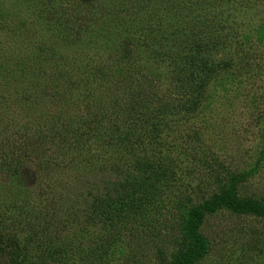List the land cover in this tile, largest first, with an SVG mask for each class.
Returning a JSON list of instances; mask_svg holds the SVG:
<instances>
[{
    "label": "rangeland",
    "instance_id": "rangeland-1",
    "mask_svg": "<svg viewBox=\"0 0 264 264\" xmlns=\"http://www.w3.org/2000/svg\"><path fill=\"white\" fill-rule=\"evenodd\" d=\"M149 7L156 15L142 19ZM186 26L189 38L220 26L229 43L208 53L230 63L212 69L192 111L177 105L188 92L164 66L170 49L162 60L148 49ZM130 92L172 107L152 129L135 120L142 107ZM82 102L88 117L109 119L73 149L64 141L37 160L25 155L21 187L0 172V211L22 196L66 205L76 194L87 206H68L35 235L4 230L12 237L0 238V264H174L192 248L194 209L203 249L190 264H264V215L213 202L229 194L264 206V0H0V144L15 129L52 147L51 128L80 134Z\"/></svg>",
    "mask_w": 264,
    "mask_h": 264
},
{
    "label": "trees",
    "instance_id": "trees-1",
    "mask_svg": "<svg viewBox=\"0 0 264 264\" xmlns=\"http://www.w3.org/2000/svg\"><path fill=\"white\" fill-rule=\"evenodd\" d=\"M146 14V15H145ZM144 14L145 17H149L152 19L156 13L155 9L153 7H149ZM148 20V19H147ZM151 22V21H150ZM152 23V22H151ZM221 26V24H220ZM219 26L220 31H216L215 29L211 28L213 32L210 31V28H204L203 30H200L199 34H197L194 38H189L188 36V26L185 30H177L176 32H173L170 34L171 36L164 37V46L162 50L156 52L154 50V47L157 45L152 44L148 49L154 57H160L162 60V55L164 50L167 48L170 49V57L167 61L164 63V66L169 68V74L172 76L173 80L177 83L178 88L184 89V92L187 91L188 93L184 96V99H181L177 105L181 107L184 110L192 111L195 110L196 104L194 105V109H192V105L194 101L196 100L197 93L199 92V89L201 88L203 83H207L209 81V77L211 76L210 73L212 69L216 65H221L223 67H228L230 61L229 58H220V60H212L207 57L208 53L211 52H218L221 50H226V47L229 46L226 41L228 39L224 35V31L222 30V26ZM155 41L154 38H150ZM170 62L168 64L167 62ZM234 65L233 66H241L243 61L238 59V57L234 58ZM45 86V83L43 84ZM205 91V90H204ZM87 92L89 93V90L87 89ZM129 98L127 100L132 101L133 103L139 104L140 107H142V114L137 113L135 114V120L141 119L142 123L148 122L147 124L149 127L156 128V121L166 113H168V109H171L172 105H170L167 101L164 104H158L153 105L156 103H150L149 101H156L152 97L144 100L143 98L138 99L136 96L133 95V93H128ZM92 96V102L95 104L99 100L94 98ZM144 97V96H143ZM93 99H96L93 100ZM81 100V99H80ZM86 105V103H85ZM84 107V104L82 102V109ZM162 107V110L160 109ZM163 107H167L166 109ZM159 109V110H158ZM84 110V109H83ZM87 109L84 110L86 118L88 117ZM150 111V113H154L152 115H148V117H145L146 114ZM261 115H264V110ZM158 116V117H157ZM94 115H90L87 119H85L84 123H79L78 126H76L77 129L81 130V133L77 135H74L70 130H60L56 127L50 129L49 136L46 138L57 139L59 143H55V146L52 147L54 144L49 143L45 146H42L43 144V136L40 134L33 135V139H29L25 133H23V130L15 129L13 138H7L5 140V144H0V150L1 149H13V151L10 153L12 154L8 161L1 162L0 163V172L6 173L10 178H13L16 183H19V186H23V182L25 181V172L20 170V161L21 159L25 160V155L33 156L34 159H38L40 155H43V152L47 150V147H51V151L56 149H59L63 147L60 143H63L66 141L67 143H70L67 145L71 149L76 147L77 143L81 141L83 138V135L85 137L89 135L92 130V126L95 125L100 118L109 119L110 114H106V112H99L97 113V118H93ZM125 123V122H124ZM139 124L140 126L142 125ZM98 124V123H97ZM131 125V124H129ZM128 130H123L121 132V137H124V135L133 133V129L135 127L130 126ZM80 127V128H79ZM95 127V126H94ZM133 128V129H132ZM87 132H86V130ZM90 129V130H89ZM2 132H5L3 130H0ZM84 133V134H83ZM7 134V133H6ZM69 134V136L66 137L65 135ZM120 135V134H118ZM118 138V140L120 139ZM1 155V154H0ZM23 169V168H22ZM118 183V182H116ZM121 185V184H120ZM45 187H48L45 185ZM117 189L116 187H114ZM113 189V188H112ZM109 191V190H108ZM19 192V190H18ZM22 192V191H20ZM107 194H104V196ZM76 194H67L65 197V201L67 204L55 205L50 200L43 201V199L39 196V198H35L37 200L36 202H27L22 196V198L14 203L9 204L13 209L10 212H4L3 210L0 211V238L4 239H10L11 235L7 234L4 230H10L13 233L17 229H25L30 233L31 235H35L38 232H41L42 230L48 228L49 226L53 225V222L57 220V224L59 223V218H56L57 215L61 212L64 213V210H68V206L72 207L74 210H81L85 206H87V202H85V199H82L83 202H79L76 197ZM99 196H92V202L95 203L98 201ZM107 198H110L108 196H105ZM40 202H43L45 204H42ZM214 204L217 206H225L226 208L230 209L233 212L237 213H252L254 215L263 216L264 215V206H258L254 201L250 200H240L236 199L233 195L229 194H220L216 196L213 200ZM82 203V204H79ZM55 205V206H53ZM4 215V216H3ZM8 215H11L12 219L8 221V228L4 227L5 219ZM190 238L192 241V248L177 262L174 264H190L192 261H194L196 258L200 257L202 254L201 248L203 249V246L201 244V241L197 234H195L196 226L200 223L199 220V214L198 210L194 209L191 211L190 217ZM10 236V237H9Z\"/></svg>",
    "mask_w": 264,
    "mask_h": 264
}]
</instances>
